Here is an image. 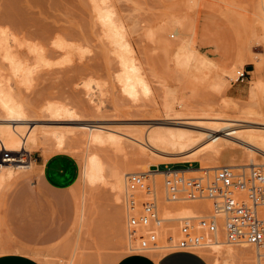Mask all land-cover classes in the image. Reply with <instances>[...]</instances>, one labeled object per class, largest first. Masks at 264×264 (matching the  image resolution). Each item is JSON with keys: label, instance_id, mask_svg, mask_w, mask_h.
Instances as JSON below:
<instances>
[{"label": "rangeland", "instance_id": "1", "mask_svg": "<svg viewBox=\"0 0 264 264\" xmlns=\"http://www.w3.org/2000/svg\"><path fill=\"white\" fill-rule=\"evenodd\" d=\"M97 9L103 11L109 9L114 12L121 37L126 43L123 53L136 59V64L150 84L149 94L141 91L137 99H134L121 91V84L117 79L122 72L117 53L120 48L115 47L105 36ZM262 13L264 9L260 0H0V28L7 29L16 37L17 40L13 45L14 54L34 71L29 85L24 86L19 78L10 74L9 65L0 55V67L6 72L7 78H11L12 92L28 113L26 120L14 121L13 125H18L17 129L21 126L27 127V132L33 130L39 138L30 155L26 152L18 154L21 159H31L35 169L30 172H20V177L18 175V178L11 180L10 187L4 193L0 192V254L22 252L37 258L43 264H77V260L79 264L84 262L109 264L118 256L123 257L135 252L129 250L125 241L121 249L113 244L114 210L108 186L88 185V189L85 188L87 186L83 179V168L87 156L86 128H105L113 132H121L126 137L134 135L143 139L137 141L142 144L150 132L168 133L181 128L184 129L183 131L197 135L201 130L204 131L203 126L208 121L206 115H200L205 113L202 110L204 108L225 107L223 105L247 107L251 83L264 80V64L261 61L264 57ZM181 15L190 19L187 22L193 29L190 32H193L194 48L216 65L215 71H208L204 76L197 72L198 75L193 77V80L201 79L198 80L199 83L196 80L198 94L191 103L198 115L186 116L190 118L186 121L192 122L191 124L188 122V125H179L181 119L166 113L162 104L161 86L164 80H168V84L173 89L177 85L176 96L183 97L190 91L189 86H195V82L190 80L194 85L189 84L188 80L192 79L191 77H187V82L186 78L168 77L170 75L165 72V64H168L165 52H162V45L160 46L158 39L150 34L152 31L157 33L168 23L170 16ZM39 26L47 28V35H51L48 36L49 39L47 35L36 32ZM169 31L168 38L177 40V34L171 37L169 33L174 31ZM244 50H247V55L242 59ZM243 71L246 72L247 77L241 82L236 77L238 78ZM194 74L195 72L190 76ZM219 75L226 82L229 81L228 88L215 85ZM178 106L176 103L175 107L181 110ZM57 108L74 109L68 113H51V109ZM72 111L76 114L72 115ZM228 113L232 116L239 114L232 109ZM3 114L0 108V118L4 117ZM57 133L67 137V142L62 147L52 142L51 136ZM145 143L147 144V141ZM198 144L188 150L189 155L196 151L194 155L200 154V157L206 155L204 149L208 147V141L204 140ZM152 149L150 148L152 152L150 151L149 155L142 157L131 143L112 142L96 144L92 152L105 163L107 179L111 178V173L117 165L136 159L143 158L141 165L148 166L151 170L159 168L158 165L164 168H176L177 165L188 163L179 162L180 160L166 152ZM58 153L73 156L82 168L81 176L69 189V193H65L63 198L59 196L63 201L69 200L71 210H74L77 201V217L69 234L72 219L65 222L62 218H52L50 224L41 226L35 224L32 218V221L24 222L25 216L20 215L17 207V202L20 203L22 200L15 199L17 190L35 180V175L39 173L36 160L40 161ZM217 161L222 166L225 164L232 166L229 156H221ZM250 166L252 165L246 166V170H249ZM181 168L188 167L184 165ZM185 171L187 175H204L207 170L201 168ZM148 173L153 174L151 171ZM154 176L162 179L164 177L163 174L155 173ZM28 177L30 178L26 181ZM83 193L86 194V216L79 233L76 227L79 225L78 195ZM159 199L160 206L165 204L174 208L184 205L169 203L161 194ZM203 202L209 204L207 201ZM34 210L30 205L27 209L28 215ZM34 226V229L37 226L41 228H38L39 238L51 228H58L60 231L52 240L32 241L24 239L19 234L29 232ZM221 235L223 240L226 239L224 229L221 230ZM135 241L137 237L133 238V244L137 245ZM234 247L239 248L238 245ZM173 250L153 249L135 253L160 258ZM251 250L254 257L251 263L257 264L255 248L252 247ZM75 251L77 260L73 258ZM198 253L206 256L205 252L198 251ZM208 260L213 264L212 260Z\"/></svg>", "mask_w": 264, "mask_h": 264}, {"label": "bare ground", "instance_id": "2", "mask_svg": "<svg viewBox=\"0 0 264 264\" xmlns=\"http://www.w3.org/2000/svg\"><path fill=\"white\" fill-rule=\"evenodd\" d=\"M260 4L264 9V0H260ZM97 10L101 24L104 27L103 30H105V36L115 47L120 48L117 53L120 59L119 63L122 67V72L117 76V79L121 84V91L125 95L134 99H137L141 91L145 94H149L151 91L150 84L144 78L141 68L136 64V59L126 56L125 53H123L126 43L125 41L123 42V37H121L120 28L115 20L114 12L109 9L104 11L101 9ZM189 20L190 19H186L183 15L170 16L168 23L162 26L157 33H154V31L150 32V34L152 33V37L155 36L158 39L160 46L162 45V52H165V58H167L166 61L168 62V64H165V72L170 75L168 77H178L179 79L186 78V82L187 79L191 77L192 79H189L188 82L190 80H192L193 83L195 82L196 87L189 86L190 91L186 94L183 93L185 95L183 97L176 96L177 92L175 88L177 85L174 86L175 88L173 89L168 84V80L162 82V104L168 115H173L176 116V119H181L179 125H188V122L191 124L192 122L190 123V121H186L190 119L186 118V116L198 115L195 113L194 106L191 105V103L193 98L198 94V85L196 84H198V80L201 79L197 80L195 77L196 79L193 80V77L198 75V73L204 76L206 75V72L213 71V65L193 46V32H190L193 29L190 27L191 24L188 25L187 21ZM261 22L264 32V13L261 15ZM172 30L174 33L169 34L170 36L172 35L171 37H175V34H177V40H171L168 38L167 32H171ZM36 32L41 35L48 34L47 28L45 29L43 26L36 28ZM48 36L51 35H47V38ZM16 40V37L11 32L7 29L0 28V55L2 56L3 61L7 62L9 65L10 74L14 75L15 78H19L21 83L24 86H27L31 81V74L34 71L28 65L23 64L19 57L14 54L13 45ZM262 42L264 45V36ZM40 52L38 51V53ZM42 53L43 52H41V54ZM44 54L46 55V52ZM246 55L247 50L242 51V59L243 56L245 58ZM40 56L43 57V55ZM167 56H170V59ZM261 61L264 64V57L261 58ZM194 72L195 74L190 76ZM5 74L6 72L4 69L0 67V108L4 113V117L0 118V192L3 193L10 187L11 180H15L14 178L18 175L20 177V172H30L35 169V165L31 159H21L18 157V154L20 152H26L30 155L33 152L34 146L39 142L38 135L35 131L32 130L27 132V127L21 126L20 129H17L16 126L18 125H13L14 121L26 120L28 113L26 112L24 105L15 98L12 92L13 85L11 78H7ZM202 76L200 78H202ZM228 76L231 75L228 74ZM236 79L238 78L236 77ZM196 80L198 83H196ZM190 82L189 84H193ZM227 82L224 78H220L215 85L228 88L229 84ZM250 86L251 87L248 90L249 105L247 107L241 108L237 105H235V107L234 105L233 107L223 105L225 107L210 106L202 109L205 113L200 115H206L205 118H208V121H206L204 126L202 125L204 131L201 130L197 135H193L192 132L189 133L188 131H183L184 129L181 128H179L181 130L178 129L177 131L175 130L168 133L150 132L146 136L147 144L145 143L146 141H143L144 143L141 144V142L138 143L137 141H142L143 139L141 140L140 137L134 135H129V137L132 138L130 139L121 132H113L105 128H86L87 156L83 168V179L86 183L85 186H87L85 188L88 189V185L90 187L100 184L108 186L107 188L111 193L114 210L113 244L115 247L121 249L123 241H125L128 248H130L129 250L137 252V245L133 244V238L139 234L138 228H131L128 221L126 222L128 219V212L126 210L127 178L130 173L142 171L147 174L151 171L154 175V173L164 174V172L172 170L193 171L202 168L207 170L205 171V174H207L208 177H211L215 174V171L222 166L218 164L217 161L221 156H229L232 166L239 168L244 166L243 169H245L248 165L264 168V80L251 83ZM221 87L219 88L222 89ZM176 103L181 107V110H178L175 107ZM71 109L74 108H67L65 110L57 108L55 110L51 109L50 111L51 113L62 114L64 112L68 113ZM231 109L239 114L235 116L230 115L228 112H230ZM71 114L74 115L76 112L72 111ZM51 139L53 144L55 143L54 145L58 147L64 146L67 142V137L60 133L52 135ZM204 140H207L209 143L208 147L204 149L206 155L203 157H200V154L194 155L197 151L190 155L188 154L189 149L195 145H199L198 143ZM112 142L131 143V146H133L141 156L149 155V152L151 151L150 148H153L154 150L157 149L158 151H162V153L166 152L173 158L180 160L179 162H197L192 164L189 163L190 165L188 163L180 164L175 166L176 168H164L163 166L158 165L159 168L157 170H151L146 165V167L142 166L143 158L136 159L134 161L125 162L122 165H117L111 173V178L107 179L105 163L100 157L95 155L92 150L96 144ZM4 150L11 152L10 157H5V155H3ZM184 165H187L188 168H181ZM154 178L156 186L159 188V192L163 196L162 177L156 178L155 176ZM78 196L80 197L78 218L79 227H76L80 233L86 216V194L83 193ZM209 206L208 203L203 201L188 203L181 206L179 205L174 208L161 204L160 215L165 219L166 225L165 227L163 226L162 228L155 229V232L159 237L158 245L155 249H174L182 221L184 219L200 218L205 212L210 210ZM262 212L264 213V208L262 209ZM218 225L219 230L217 233L208 234V242L205 246L200 247L199 249V251L205 252V258L212 260L213 264H252L251 261H253L254 257L252 256L253 252L251 248L253 246L249 244H240L238 245L239 248H235L234 246L237 245L228 242L227 238L224 240L222 239L221 230L224 229V226L221 220H218ZM167 236L171 237L172 240H168ZM136 242L137 241H135V243ZM79 247L80 246L77 248ZM73 258L77 260L76 251L73 254ZM120 258L121 256L112 259L109 264H116ZM208 259L207 261L209 262ZM256 261L257 264H261L257 252ZM85 263L86 262H84V264ZM77 264H79L78 260Z\"/></svg>", "mask_w": 264, "mask_h": 264}, {"label": "built area", "instance_id": "3", "mask_svg": "<svg viewBox=\"0 0 264 264\" xmlns=\"http://www.w3.org/2000/svg\"><path fill=\"white\" fill-rule=\"evenodd\" d=\"M245 73L243 71L237 80L243 82L247 77ZM10 154L3 151L5 157ZM246 169L225 164L215 171L213 178L207 174L187 175L184 170L164 172L162 193L166 201L181 204L207 201L210 204V210L200 218L182 221L174 251L198 253L208 242V234L217 233L218 220H221L228 242L253 246L264 264V168ZM154 177L134 172L127 178L128 223L131 228H138L136 251L140 253L155 249L159 240L155 229L166 225L160 215V193ZM167 239L172 240L168 236Z\"/></svg>", "mask_w": 264, "mask_h": 264}, {"label": "crops", "instance_id": "4", "mask_svg": "<svg viewBox=\"0 0 264 264\" xmlns=\"http://www.w3.org/2000/svg\"><path fill=\"white\" fill-rule=\"evenodd\" d=\"M202 55V54H201ZM203 56V55H202ZM206 58V57H205ZM207 59V58H206ZM213 65L215 71V63L207 59ZM218 74V73H217ZM219 79L221 76L219 75ZM36 167L39 173L35 175V180L21 186L16 193L15 199L21 201L17 207L20 215H24L23 221L29 220L39 226L42 224H50L52 218L64 219L65 222L72 219V227L77 217V201L74 210H71L69 200H61L65 193H69V189L76 184L81 176V164L79 161L69 154L58 153L42 160H36ZM30 177L26 179L29 180ZM23 198V199H22ZM35 209L29 215L27 209ZM28 215V216H27ZM33 216V217H31ZM32 218V219H31ZM29 232L19 233L24 239L36 241L38 239L52 240L60 230L58 228L49 229L45 235L39 238V229L36 227ZM67 234V235H68ZM65 236V238L67 237ZM174 251V250H173ZM170 251L160 258H153L147 254L132 252L121 257L116 264H210L207 259L200 253L185 251ZM34 255V254H33ZM0 264H43L37 258L22 252H7L0 254Z\"/></svg>", "mask_w": 264, "mask_h": 264}]
</instances>
